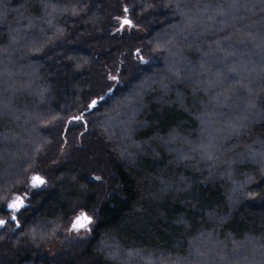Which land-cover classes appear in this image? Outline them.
<instances>
[{
  "label": "trees",
  "instance_id": "obj_1",
  "mask_svg": "<svg viewBox=\"0 0 264 264\" xmlns=\"http://www.w3.org/2000/svg\"><path fill=\"white\" fill-rule=\"evenodd\" d=\"M0 219V264L264 256V0H0Z\"/></svg>",
  "mask_w": 264,
  "mask_h": 264
},
{
  "label": "snow or ice",
  "instance_id": "obj_2",
  "mask_svg": "<svg viewBox=\"0 0 264 264\" xmlns=\"http://www.w3.org/2000/svg\"><path fill=\"white\" fill-rule=\"evenodd\" d=\"M125 12H127V9L124 10ZM132 21L129 20L127 17L123 18L122 23H121V27L123 28L125 25H131ZM140 50L137 49V52H139ZM141 60H143V56L140 57ZM110 79L112 80H117L118 78L116 76H112L110 77ZM100 99H103V97H101ZM98 105V100L97 99H92L91 102L87 105V107L89 109H95ZM75 121H83L84 120V116L83 114L79 115V116H74L72 118ZM99 179V178H97ZM46 183L45 179L40 176V175H33L31 177V184L32 186L35 188L37 186L40 185H44ZM25 204V200L23 197L21 196H17L15 199H13L10 203L7 204V207L9 209H13V210H20ZM12 220H16V216L12 215L11 216ZM92 223V217L87 215L86 213H81L80 215H78L75 220L72 222V229L74 230H82V229H89V225ZM6 224V220L4 219H0V226H3Z\"/></svg>",
  "mask_w": 264,
  "mask_h": 264
},
{
  "label": "clouds",
  "instance_id": "obj_3",
  "mask_svg": "<svg viewBox=\"0 0 264 264\" xmlns=\"http://www.w3.org/2000/svg\"><path fill=\"white\" fill-rule=\"evenodd\" d=\"M134 81H129L127 87L130 88ZM108 101H105L104 104H107ZM104 104L100 105V109H98L99 115L97 116V120H99V132L101 134V139H103L104 136H107L109 139L113 138V133L110 131V129L107 127V121L109 119V113L102 111L104 108ZM204 133H202L203 135ZM224 139L227 137L224 136ZM40 151H43V148L40 149ZM31 164L32 167H28V165ZM35 168V164L32 160H28L23 165V177L26 178V176ZM17 183H23V179H18L16 181ZM179 260V258H177ZM193 264H202L201 261H194ZM249 264H264V256H256L252 260L249 261Z\"/></svg>",
  "mask_w": 264,
  "mask_h": 264
},
{
  "label": "water",
  "instance_id": "obj_4",
  "mask_svg": "<svg viewBox=\"0 0 264 264\" xmlns=\"http://www.w3.org/2000/svg\"><path fill=\"white\" fill-rule=\"evenodd\" d=\"M17 196H21V197L24 198V196L21 195V194H17V195H14L13 197H11V198L6 202V205H5V209H6V210L11 211L12 213H15V212L19 211V210L9 209V208L7 207V204L10 203V202H11L13 199H15ZM24 200H25V199H24ZM25 205H26V201H25L24 206H25ZM24 206H23V207H24ZM23 207H22V208H23Z\"/></svg>",
  "mask_w": 264,
  "mask_h": 264
},
{
  "label": "flooded vegetation",
  "instance_id": "obj_5",
  "mask_svg": "<svg viewBox=\"0 0 264 264\" xmlns=\"http://www.w3.org/2000/svg\"><path fill=\"white\" fill-rule=\"evenodd\" d=\"M30 184H31V180H30ZM32 185V184H31ZM8 211V213L10 214V216H12V215H15V213H12L11 211H9V210H7ZM18 212V211H17ZM76 218V217H75ZM75 218L72 220V222L75 220Z\"/></svg>",
  "mask_w": 264,
  "mask_h": 264
}]
</instances>
